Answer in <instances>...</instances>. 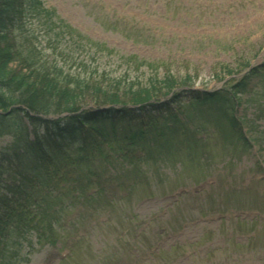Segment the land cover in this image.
I'll use <instances>...</instances> for the list:
<instances>
[{
    "label": "rangeland",
    "instance_id": "374dc122",
    "mask_svg": "<svg viewBox=\"0 0 264 264\" xmlns=\"http://www.w3.org/2000/svg\"><path fill=\"white\" fill-rule=\"evenodd\" d=\"M45 3L108 47L75 50L69 71H82L78 66L84 60L88 71L121 79V87L137 81L150 86L151 76L171 75L169 81L186 80L205 92H237L235 101L231 99L232 107L236 105L232 115L244 142L216 108L195 104L197 108L180 111L170 127L162 125L164 135L157 128L146 137L151 143L146 157L135 163L128 157L109 169L120 177L132 165L133 178L109 179L106 171L98 176L103 171L97 159L94 174L77 175L90 176L88 192L51 202L54 224L41 231L32 228L17 237L23 246L12 243L9 248L21 251L18 264H264V0ZM231 75L237 79L228 81ZM241 82L237 91L234 85ZM3 83L10 85L9 80ZM85 101L91 104L89 98ZM12 110L47 118L21 101L0 108V114ZM191 127L195 136L186 140L185 130ZM162 136L168 143L175 137L177 144H162ZM10 139L0 137V152ZM0 163L9 168L0 171L6 181L14 170L10 156L0 154ZM120 186L127 195H111L110 187ZM179 189L183 191L177 193ZM57 194L55 189L52 195ZM64 248L70 253L60 259Z\"/></svg>",
    "mask_w": 264,
    "mask_h": 264
},
{
    "label": "trees",
    "instance_id": "16d2710c",
    "mask_svg": "<svg viewBox=\"0 0 264 264\" xmlns=\"http://www.w3.org/2000/svg\"><path fill=\"white\" fill-rule=\"evenodd\" d=\"M92 47L108 51L106 45L46 7L44 0H0V108L7 110L21 101L27 108L47 116L71 112L53 119H42L24 110L0 114V137L11 138L0 154L10 156L14 168L3 181L1 172L7 165L2 167L0 163V264L19 263L21 251L9 252L12 243L23 246V239H17L19 235L24 237L32 228L41 231L51 225L55 217L48 211V207H53L51 202L62 201L75 192L86 194L88 181H92L90 176H76L86 168L88 174H94L95 159L116 167L128 157L133 163L146 157L151 145L146 137L152 130L159 128L163 133L162 125L170 127L178 112L197 108L195 104L216 108L232 127L237 126L232 115L235 106L231 105L237 92L193 90L186 80L178 84L175 77L169 81L171 75L151 76L150 86L137 81L121 87V79L115 81L97 69L88 71L84 60L78 66L84 72L69 71L67 63H74L75 50ZM11 62L18 67H12ZM225 71L235 74L230 68ZM3 80H9L10 85H4ZM157 82L164 83L166 89L157 87ZM240 84L234 85L237 91ZM178 86L187 88L174 91ZM85 97L91 104H86ZM106 105L109 106L103 108ZM185 131L186 140L195 136L194 128ZM167 139L164 136L159 141L177 144L175 137L170 143ZM139 150L144 153L139 154ZM133 169L132 165L125 168L118 178H133ZM74 180L75 185L66 188ZM55 189L58 194L52 195Z\"/></svg>",
    "mask_w": 264,
    "mask_h": 264
}]
</instances>
